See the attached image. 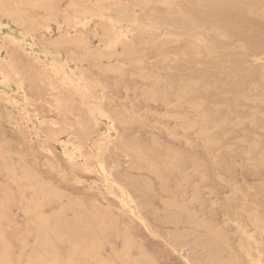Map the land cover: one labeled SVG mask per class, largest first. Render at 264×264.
<instances>
[{
    "label": "rangeland",
    "instance_id": "374dc122",
    "mask_svg": "<svg viewBox=\"0 0 264 264\" xmlns=\"http://www.w3.org/2000/svg\"><path fill=\"white\" fill-rule=\"evenodd\" d=\"M0 264H264V0H0Z\"/></svg>",
    "mask_w": 264,
    "mask_h": 264
},
{
    "label": "bare ground",
    "instance_id": "6f19581e",
    "mask_svg": "<svg viewBox=\"0 0 264 264\" xmlns=\"http://www.w3.org/2000/svg\"><path fill=\"white\" fill-rule=\"evenodd\" d=\"M230 263V262H229Z\"/></svg>",
    "mask_w": 264,
    "mask_h": 264
}]
</instances>
